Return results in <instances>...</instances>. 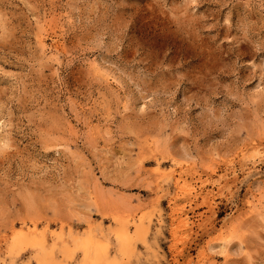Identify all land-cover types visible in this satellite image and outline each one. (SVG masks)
<instances>
[{
  "label": "rangeland",
  "instance_id": "1",
  "mask_svg": "<svg viewBox=\"0 0 264 264\" xmlns=\"http://www.w3.org/2000/svg\"><path fill=\"white\" fill-rule=\"evenodd\" d=\"M92 260L264 264V0H0V264Z\"/></svg>",
  "mask_w": 264,
  "mask_h": 264
},
{
  "label": "bare ground",
  "instance_id": "2",
  "mask_svg": "<svg viewBox=\"0 0 264 264\" xmlns=\"http://www.w3.org/2000/svg\"><path fill=\"white\" fill-rule=\"evenodd\" d=\"M121 215H123V214H121ZM185 219H187V218H184V220ZM184 220H182V221H184ZM185 222L186 221H184V224H185ZM186 226V225H185ZM27 233H25L24 235H26ZM29 235H30V233H29ZM29 235H26L24 238H22L24 241H22V239L20 240L21 242H28L29 240H30V237H29ZM32 240H35V241H37V242H39L40 243V241L39 240H37V239H34V238H31ZM90 242H92L91 240H89ZM42 243V242H41ZM102 246H105V245H102ZM87 250H88V248H87ZM88 252H89V250H88ZM51 253V252H50ZM98 260H92V262H93V264H97L96 262H97Z\"/></svg>",
  "mask_w": 264,
  "mask_h": 264
}]
</instances>
